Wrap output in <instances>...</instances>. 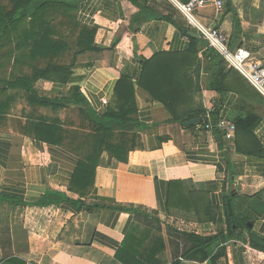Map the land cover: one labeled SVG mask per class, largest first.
<instances>
[{
    "label": "crops",
    "instance_id": "0c3cea01",
    "mask_svg": "<svg viewBox=\"0 0 264 264\" xmlns=\"http://www.w3.org/2000/svg\"><path fill=\"white\" fill-rule=\"evenodd\" d=\"M64 1L75 2L77 19L95 32V49L78 55L69 82L39 80L40 96L70 97L77 87L100 114L116 107L119 80L128 76L137 85L144 62L159 53L188 51L197 38L198 63H207L208 43L189 34L196 30L173 0ZM196 16L228 34L232 50L246 48L264 64V0H226L222 12L210 6ZM229 69L223 92L212 89L204 66L191 69L193 105L205 113L189 126L170 121L164 104L137 86L133 117L142 125L124 136L116 130L111 139L129 149L127 160L104 150L87 181L75 176L88 153L84 132L94 128L92 120L76 105L54 110L19 101L16 114L0 125V264H8L6 256L27 264H123L116 253L135 224L164 235L171 263L190 246L176 232L212 236L225 228L226 197L233 193L237 212L254 217L248 225L264 237V215L249 207L264 205V97ZM207 117L212 129H205ZM222 118L236 126L232 140L216 126ZM242 119H250L252 129L237 128ZM41 121L62 122L60 143L36 137L33 124ZM245 255L255 257L250 264H264L248 232L228 243L217 264H248Z\"/></svg>",
    "mask_w": 264,
    "mask_h": 264
},
{
    "label": "trees",
    "instance_id": "16d2710c",
    "mask_svg": "<svg viewBox=\"0 0 264 264\" xmlns=\"http://www.w3.org/2000/svg\"><path fill=\"white\" fill-rule=\"evenodd\" d=\"M76 12V3L64 0H0V57L9 58L16 66H25L31 70V73H23L6 80V91L12 90L15 95L24 93L32 104L49 106L54 110L76 105L84 117L92 120L94 132L85 138L88 142V153L80 161L75 176L76 179L84 178L87 181V172L97 164L104 150L116 154L122 161L127 160L129 149L124 144H111V139L116 130H120V134L124 136L142 125L133 117L137 112V86L144 89L153 100L164 104L170 113V121L184 124L205 113L203 107L193 105L195 80L190 75L191 69L197 65L199 71L204 66L211 74L212 89L223 92L226 70L229 68L222 55L209 45L204 56L207 60L206 65L198 63L200 40L192 38V45L188 51L178 54L162 52L146 60L137 85L128 76L122 77L116 85L114 94L115 108L119 109L118 111L115 108H108L100 114L92 111L87 98L77 87L73 88L70 97L51 99L40 96L36 90V83L39 80L63 84L69 82L78 55L95 49V32L81 24ZM59 15L65 16L61 22L58 20ZM61 24L66 26V31L60 30ZM179 27L186 33L182 26ZM69 53L71 61L63 62L62 59L67 58ZM229 70L237 71L234 68ZM4 97L5 101L3 96L0 100V114L5 113L10 107L9 102L13 101L12 96ZM251 123L250 119H242L236 125L237 128L241 126L249 130L254 125ZM33 128L36 137L52 143H60V138L65 132L62 126L54 122H35ZM236 197V193L226 197L227 222L225 228L219 230L217 234L203 236L193 232H176L184 242L190 243V246L171 263L166 258L164 235L156 230L153 232L151 228L142 229L137 224L132 226L117 251V260L123 264H182V259L217 264L227 255L228 243L242 236L244 232L249 233L251 246L264 252V237L250 228L249 217L237 212L234 202ZM67 201L75 203L70 199ZM53 203L60 204L61 201ZM43 205L46 204L41 206ZM249 207L259 216L264 215V205L251 203ZM87 208L92 209L88 206ZM5 261L8 264H27L26 260L16 256H6Z\"/></svg>",
    "mask_w": 264,
    "mask_h": 264
},
{
    "label": "built area",
    "instance_id": "2783aa9c",
    "mask_svg": "<svg viewBox=\"0 0 264 264\" xmlns=\"http://www.w3.org/2000/svg\"><path fill=\"white\" fill-rule=\"evenodd\" d=\"M176 8L184 15L187 23L192 26L205 40L209 47L214 48L224 58L229 68L236 69L263 97H264V64L256 61L252 52L246 48L238 47L231 49L230 37L220 28L206 25L198 20L197 9L213 7L217 12H222L226 0H189L182 2L173 0ZM102 103L106 105L108 100L103 98ZM209 117V115H207ZM207 117L205 129H212L213 125ZM227 140L234 138L236 126L228 119L222 118L217 124ZM202 126L198 125V129Z\"/></svg>",
    "mask_w": 264,
    "mask_h": 264
},
{
    "label": "rangeland",
    "instance_id": "374dc122",
    "mask_svg": "<svg viewBox=\"0 0 264 264\" xmlns=\"http://www.w3.org/2000/svg\"><path fill=\"white\" fill-rule=\"evenodd\" d=\"M65 18V16L63 15H59L58 20L61 22V19ZM60 30H65L66 31V26L62 25L60 26ZM1 56V55H0ZM63 62H68L71 61V53H69V55L67 56V58L62 59ZM23 73H31L30 69H27L25 66H16L13 63V60H9V58H1L0 57V100H2V96H3V101H5V97L4 96H12L11 98H13V101L9 102L10 107L8 108V110L5 113H1L0 114V118H2L0 120V125L2 120H8L10 117H12L15 113V110L17 109V104L18 102H23L24 103H28V104H32L31 102L28 101V99L26 98V96H24V93L21 94V96L19 95H15L14 92L12 90L10 91H6L5 90V81L11 79L13 76L16 75H22ZM16 103V105H15ZM33 106V105H32ZM60 123L62 124V122L60 121ZM60 124V125H61ZM93 132L92 128H89L88 131H85L84 133H90ZM250 217V216H249ZM251 220H254V217H250ZM142 229H147L149 227H141ZM151 228V227H150ZM153 232L154 229H152ZM165 238V237H164ZM166 241V239H165ZM245 243H242L241 246L245 247ZM166 247H167V243H166ZM246 248V247H245ZM167 249H166V258L167 260L169 259V257L167 256ZM261 259L264 260V256L260 255ZM246 260L244 259V262L247 261L248 264L251 263L252 259H254V256H251L248 258V255H245ZM243 260V259H241ZM169 261V260H168ZM261 262V261H260Z\"/></svg>",
    "mask_w": 264,
    "mask_h": 264
},
{
    "label": "water",
    "instance_id": "95a60500",
    "mask_svg": "<svg viewBox=\"0 0 264 264\" xmlns=\"http://www.w3.org/2000/svg\"><path fill=\"white\" fill-rule=\"evenodd\" d=\"M189 34L191 36H194V37H199L200 36V34L197 31L196 32L190 31ZM200 120H201V118H194L192 120H189V121L185 122V125L189 126V125H192V124L200 122ZM250 226H252V225H250Z\"/></svg>",
    "mask_w": 264,
    "mask_h": 264
},
{
    "label": "bare ground",
    "instance_id": "6f19581e",
    "mask_svg": "<svg viewBox=\"0 0 264 264\" xmlns=\"http://www.w3.org/2000/svg\"><path fill=\"white\" fill-rule=\"evenodd\" d=\"M105 99H106V98H105ZM108 103H109V101H108ZM108 103H107V104H108ZM107 104H106V105H107ZM103 105H104V104H103ZM106 105H104V106H106Z\"/></svg>",
    "mask_w": 264,
    "mask_h": 264
}]
</instances>
